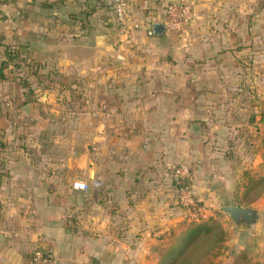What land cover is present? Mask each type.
<instances>
[{
  "label": "crops",
  "instance_id": "0c3cea01",
  "mask_svg": "<svg viewBox=\"0 0 264 264\" xmlns=\"http://www.w3.org/2000/svg\"><path fill=\"white\" fill-rule=\"evenodd\" d=\"M180 1L192 3L189 27L150 35L165 6ZM126 3L128 19L141 24L128 38L111 26L106 0H0L1 44H18L36 61L51 60L63 83L96 81L84 103L102 109L55 127V133L81 138L80 145L64 147L56 164L35 165L16 141L47 128L39 126L35 102L24 99L19 84L4 82L11 100L0 109V264H28L36 245L53 264H135V251L180 221L166 168L210 153L207 139L225 135L220 107L223 92L234 85L236 59L258 43L264 59V0ZM213 175V190L200 173L191 188L202 207L215 209L211 197L231 194L236 182L225 191L221 178L233 177L221 169ZM77 179L89 188L73 190ZM240 207L255 212V206ZM235 240L231 247L245 248Z\"/></svg>",
  "mask_w": 264,
  "mask_h": 264
},
{
  "label": "rangeland",
  "instance_id": "374dc122",
  "mask_svg": "<svg viewBox=\"0 0 264 264\" xmlns=\"http://www.w3.org/2000/svg\"><path fill=\"white\" fill-rule=\"evenodd\" d=\"M112 14L113 10L111 9L110 19ZM111 26L116 28L115 24ZM172 34L179 33L172 32ZM4 41L2 32L0 34V61H7L5 53L8 51L15 55L13 61L10 62L11 65L5 70L8 76L6 81L18 83L24 99L35 102V109L40 120L43 121L40 122L39 126L47 128V130H40L39 134L36 132L28 133L27 138L15 141L17 145L30 153L28 158L33 164L41 165L46 162L56 164L64 157L62 154L64 147L66 149L70 146L73 149L74 146L80 145L82 139L63 136L61 132L55 133L54 128H66V126L85 118V114L91 110V112L102 110L99 105L84 103V95L89 97L92 93L91 79L65 78L63 83L60 76L54 72V64L51 60L37 61V65L28 69L26 67L27 60H31V58L20 52L18 44H10L9 42L6 45L1 44L5 43ZM260 50L261 47L258 43L247 56L242 55L236 59L239 70L232 80L234 85L222 94L223 105L220 107L222 121L220 125L226 136L223 135L221 138L210 136L206 141L208 143L206 146L209 147L206 149L210 153L205 154L204 158H201L200 154H196L200 161L196 160L192 154L191 162L173 163L166 168V173L173 183L175 203L177 185L173 172L179 165L189 167L190 179L188 184L190 188L193 176L200 173L202 177L204 176L205 182H208L209 188L213 190L212 185L217 183L213 174L216 173L217 169H221L223 173L232 176L234 179L221 178L225 184V191L231 189V183L236 182L231 194L226 192L220 199L217 196L211 197L210 201L215 209L212 206L211 208L202 207L204 202L195 198L198 205L209 212L207 218H211L223 230L224 239L216 248L211 249L217 228L213 227L212 231L207 234L202 232L187 251L184 264H231L234 256L240 253L245 254L246 264H264V66H262L264 59L260 57ZM14 63L16 66H13ZM115 65L114 63L110 64V66ZM23 81L27 84L26 87H22ZM103 81L105 83L106 78ZM91 82L96 81L92 80ZM101 83L103 82L101 81ZM3 84L4 82L0 86L1 110L7 109L11 100V91L10 89L5 90ZM70 85L79 86L80 90L78 88L77 90L76 88L72 89ZM42 96L48 99L42 100ZM98 120L99 122L102 121L101 119ZM36 121H30L28 124L34 122L33 126H30L34 128L37 124ZM82 122L84 123V120ZM2 139L3 136L0 133V143L5 147ZM228 205L255 206V212L261 215L260 223L256 222L240 227L222 211V208ZM175 212L177 213L174 215L180 221L174 229L166 235H161L156 241L145 244L144 249L135 251L138 255L135 264H156L159 258L174 244L179 233L189 227L188 220L179 208ZM256 226L260 227V230H255L254 227ZM241 229H247L250 232L246 236L245 234L239 235L240 231H243ZM235 239L240 241V246L246 243L245 248L239 249L236 247L237 245L231 247L230 245L235 243Z\"/></svg>",
  "mask_w": 264,
  "mask_h": 264
},
{
  "label": "built area",
  "instance_id": "2783aa9c",
  "mask_svg": "<svg viewBox=\"0 0 264 264\" xmlns=\"http://www.w3.org/2000/svg\"><path fill=\"white\" fill-rule=\"evenodd\" d=\"M111 4L113 14L112 23L115 24L120 36L128 38L134 31L141 27L140 23L128 19V8L126 0H106ZM191 2H170L162 13L159 21L164 27L165 33H182L192 21ZM176 181V205L188 221H200L207 218V215L198 205L194 194L188 184L190 179L189 167L179 165L173 172ZM71 188L76 191H86L89 188L88 182L77 179L72 182ZM28 264H53V259L48 251L41 245H36L30 255Z\"/></svg>",
  "mask_w": 264,
  "mask_h": 264
},
{
  "label": "trees",
  "instance_id": "16d2710c",
  "mask_svg": "<svg viewBox=\"0 0 264 264\" xmlns=\"http://www.w3.org/2000/svg\"><path fill=\"white\" fill-rule=\"evenodd\" d=\"M7 61H0V84L8 79L5 70L11 65L15 55L10 51L5 53ZM24 60V58H23ZM26 67L30 69L32 66L37 65L36 60H27ZM16 66V63L13 64ZM22 87H26L25 81L22 83ZM3 147L0 143V149ZM249 186V185H248ZM189 227L181 231L175 238L174 244L168 248V250L159 258L156 264H184L185 255L191 248L193 243L197 240V237L204 232L205 234L212 231L213 227L217 228L215 239L211 245L212 248H216L224 239V232L218 226V224L211 220V218L204 219L203 221H188ZM231 264H246V256L243 253L234 256Z\"/></svg>",
  "mask_w": 264,
  "mask_h": 264
},
{
  "label": "water",
  "instance_id": "95a60500",
  "mask_svg": "<svg viewBox=\"0 0 264 264\" xmlns=\"http://www.w3.org/2000/svg\"><path fill=\"white\" fill-rule=\"evenodd\" d=\"M150 35L161 36L164 34V27L161 23H153ZM222 211L227 214L230 219L240 227H245L254 224L258 220V215L251 209L243 208L237 205H228L222 208Z\"/></svg>",
  "mask_w": 264,
  "mask_h": 264
}]
</instances>
